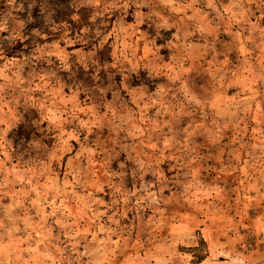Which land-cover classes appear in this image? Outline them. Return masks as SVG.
I'll return each instance as SVG.
<instances>
[{
  "label": "rangeland",
  "instance_id": "rangeland-1",
  "mask_svg": "<svg viewBox=\"0 0 264 264\" xmlns=\"http://www.w3.org/2000/svg\"><path fill=\"white\" fill-rule=\"evenodd\" d=\"M199 263L264 264V0H0V264Z\"/></svg>",
  "mask_w": 264,
  "mask_h": 264
},
{
  "label": "crops",
  "instance_id": "crops-1",
  "mask_svg": "<svg viewBox=\"0 0 264 264\" xmlns=\"http://www.w3.org/2000/svg\"><path fill=\"white\" fill-rule=\"evenodd\" d=\"M260 257V256H259ZM250 259H251V257H250ZM255 260H258V259H255ZM200 264V263H199Z\"/></svg>",
  "mask_w": 264,
  "mask_h": 264
},
{
  "label": "trees",
  "instance_id": "trees-1",
  "mask_svg": "<svg viewBox=\"0 0 264 264\" xmlns=\"http://www.w3.org/2000/svg\"><path fill=\"white\" fill-rule=\"evenodd\" d=\"M197 261H199V260H197Z\"/></svg>",
  "mask_w": 264,
  "mask_h": 264
}]
</instances>
